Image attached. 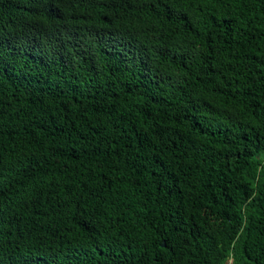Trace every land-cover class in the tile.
Here are the masks:
<instances>
[{"label": "trees", "instance_id": "trees-1", "mask_svg": "<svg viewBox=\"0 0 264 264\" xmlns=\"http://www.w3.org/2000/svg\"><path fill=\"white\" fill-rule=\"evenodd\" d=\"M0 264H264V0H0Z\"/></svg>", "mask_w": 264, "mask_h": 264}]
</instances>
